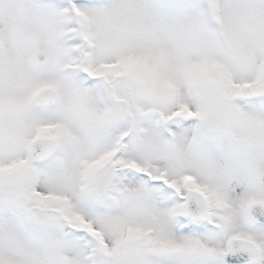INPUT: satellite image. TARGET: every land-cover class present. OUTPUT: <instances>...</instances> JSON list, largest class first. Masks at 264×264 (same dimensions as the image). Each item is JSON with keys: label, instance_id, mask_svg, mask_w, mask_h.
Returning <instances> with one entry per match:
<instances>
[{"label": "snow or ice", "instance_id": "obj_1", "mask_svg": "<svg viewBox=\"0 0 264 264\" xmlns=\"http://www.w3.org/2000/svg\"><path fill=\"white\" fill-rule=\"evenodd\" d=\"M0 264H264V0H0Z\"/></svg>", "mask_w": 264, "mask_h": 264}]
</instances>
